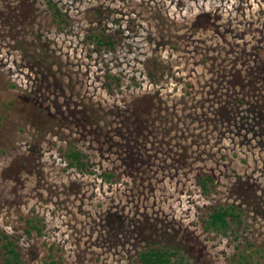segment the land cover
Returning a JSON list of instances; mask_svg holds the SVG:
<instances>
[{
	"label": "rangeland",
	"instance_id": "374dc122",
	"mask_svg": "<svg viewBox=\"0 0 264 264\" xmlns=\"http://www.w3.org/2000/svg\"><path fill=\"white\" fill-rule=\"evenodd\" d=\"M259 48L264 0H0V264H264Z\"/></svg>",
	"mask_w": 264,
	"mask_h": 264
},
{
	"label": "trees",
	"instance_id": "16d2710c",
	"mask_svg": "<svg viewBox=\"0 0 264 264\" xmlns=\"http://www.w3.org/2000/svg\"><path fill=\"white\" fill-rule=\"evenodd\" d=\"M54 12L55 14L60 16L58 9L55 8ZM88 37L91 40H94L95 45L98 47L112 48L113 46V39L112 37H110V35L105 37L102 34H89ZM258 52L260 55H264V50L259 48ZM67 157L70 158V160L68 161L69 164H74L79 167L83 166V163L81 162V159L76 152H68ZM196 176L197 183L199 184L201 190L203 192H206L208 189V185H210L213 180L212 175L197 172ZM100 177L104 181H111L113 172L111 170L104 169L101 172ZM233 220L239 222L238 212L233 205L227 204L211 207L210 211L206 213L205 219L203 220V229L206 231L212 230L224 233L228 228V222ZM9 251L14 256H16V253H14L12 249ZM172 254L173 253L169 249L159 245L147 246L136 253V262L137 264H183L180 258L171 259Z\"/></svg>",
	"mask_w": 264,
	"mask_h": 264
}]
</instances>
